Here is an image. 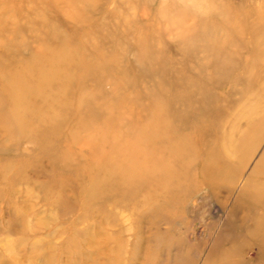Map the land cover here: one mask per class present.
Masks as SVG:
<instances>
[{
  "label": "rangeland",
  "instance_id": "rangeland-1",
  "mask_svg": "<svg viewBox=\"0 0 264 264\" xmlns=\"http://www.w3.org/2000/svg\"><path fill=\"white\" fill-rule=\"evenodd\" d=\"M181 1L0 0V264H264V0Z\"/></svg>",
  "mask_w": 264,
  "mask_h": 264
},
{
  "label": "bare ground",
  "instance_id": "bare-ground-1",
  "mask_svg": "<svg viewBox=\"0 0 264 264\" xmlns=\"http://www.w3.org/2000/svg\"><path fill=\"white\" fill-rule=\"evenodd\" d=\"M181 1V0H180ZM182 2V1H181ZM184 5V4H183ZM166 7V4H165V6H164V4L162 3L161 4V9H163L164 10V8ZM261 7V6H260ZM175 8V7H174ZM261 9V8H260ZM213 52H214V54H215V52L216 51H214V49H213ZM215 55H219V52L217 53L216 52V54ZM259 169V171H253L251 174H250V176H249V178H248V180L245 182V184H244V187H242L241 188V197H243L244 199H246V200H250V199H252V200H256V198H258V199H264V196H261V197H259V196H255V195H253L252 193H250V191H252V190H248V186H250V185H252V183L255 181V182H259V176L260 175H264V153L261 155V157L257 160V164H256V167H255V169ZM259 184V183H258ZM264 184V183H263ZM262 186V185H261ZM248 228V227H247Z\"/></svg>",
  "mask_w": 264,
  "mask_h": 264
}]
</instances>
